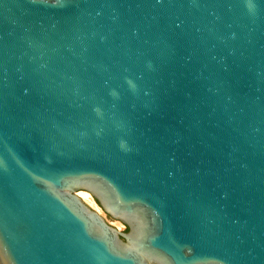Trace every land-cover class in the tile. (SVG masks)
Returning a JSON list of instances; mask_svg holds the SVG:
<instances>
[{"label": "water", "instance_id": "1", "mask_svg": "<svg viewBox=\"0 0 264 264\" xmlns=\"http://www.w3.org/2000/svg\"><path fill=\"white\" fill-rule=\"evenodd\" d=\"M0 264H264V0H0Z\"/></svg>", "mask_w": 264, "mask_h": 264}, {"label": "bare ground", "instance_id": "2", "mask_svg": "<svg viewBox=\"0 0 264 264\" xmlns=\"http://www.w3.org/2000/svg\"><path fill=\"white\" fill-rule=\"evenodd\" d=\"M78 195L83 199V201H85L88 205H90L91 207H93L99 213H101L103 215V212L101 211V209L99 208V206L94 201V199L92 198L91 194L88 191L80 190V191H78ZM105 218L109 221V223L117 224V226L119 225V223L117 221H114L109 216L105 215ZM118 227H120V226H118Z\"/></svg>", "mask_w": 264, "mask_h": 264}, {"label": "built area", "instance_id": "3", "mask_svg": "<svg viewBox=\"0 0 264 264\" xmlns=\"http://www.w3.org/2000/svg\"><path fill=\"white\" fill-rule=\"evenodd\" d=\"M114 221H117L119 224H121V227H118L119 228V230H121V231H123L124 229H125V224L122 222V221H120V220H118V219H113ZM117 228V227H116Z\"/></svg>", "mask_w": 264, "mask_h": 264}, {"label": "rangeland", "instance_id": "4", "mask_svg": "<svg viewBox=\"0 0 264 264\" xmlns=\"http://www.w3.org/2000/svg\"><path fill=\"white\" fill-rule=\"evenodd\" d=\"M103 216H105V214H104V213H103ZM111 225H113V226H115V227H117V228H118V226H120V227H121V224H119V225L117 226V224H114V223L112 224V223H111ZM118 229H119V228H118ZM125 230H126V229H124L123 231H125Z\"/></svg>", "mask_w": 264, "mask_h": 264}, {"label": "flooded vegetation", "instance_id": "5", "mask_svg": "<svg viewBox=\"0 0 264 264\" xmlns=\"http://www.w3.org/2000/svg\"><path fill=\"white\" fill-rule=\"evenodd\" d=\"M125 229H127V226L125 225Z\"/></svg>", "mask_w": 264, "mask_h": 264}]
</instances>
